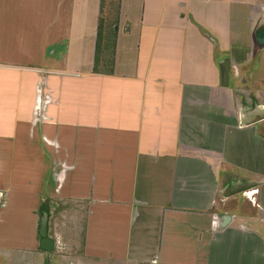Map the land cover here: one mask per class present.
Returning a JSON list of instances; mask_svg holds the SVG:
<instances>
[{
    "label": "crops",
    "instance_id": "1",
    "mask_svg": "<svg viewBox=\"0 0 264 264\" xmlns=\"http://www.w3.org/2000/svg\"><path fill=\"white\" fill-rule=\"evenodd\" d=\"M261 24L264 0H0V253L264 264Z\"/></svg>",
    "mask_w": 264,
    "mask_h": 264
},
{
    "label": "water",
    "instance_id": "2",
    "mask_svg": "<svg viewBox=\"0 0 264 264\" xmlns=\"http://www.w3.org/2000/svg\"><path fill=\"white\" fill-rule=\"evenodd\" d=\"M255 40L257 43L264 45V24H261L256 32H255ZM228 72H229V59H225L223 64L220 66V80H221V86H227L228 81ZM254 113V117L251 118L249 121H244L241 113L239 115V122L240 125H245L249 123H254L256 121L264 119V108L262 105H258L257 109H254L252 111ZM229 220L228 216H220V223L218 224V227L220 225H224L226 221ZM47 214L45 212L42 213V216L39 221V229H38V235H39V248L43 251H50L53 248V241L47 237Z\"/></svg>",
    "mask_w": 264,
    "mask_h": 264
},
{
    "label": "rangeland",
    "instance_id": "3",
    "mask_svg": "<svg viewBox=\"0 0 264 264\" xmlns=\"http://www.w3.org/2000/svg\"><path fill=\"white\" fill-rule=\"evenodd\" d=\"M231 80L229 82L230 83L229 85H231ZM238 90H240V88H238ZM254 128H255V131L258 130V133L260 131H264V127L262 126V124H257L254 126ZM4 253H7V255L6 254L3 255L0 253V264H28L27 257H24L23 255L20 256V253H17L15 251H7ZM44 264H49V263L45 262Z\"/></svg>",
    "mask_w": 264,
    "mask_h": 264
},
{
    "label": "flooded vegetation",
    "instance_id": "4",
    "mask_svg": "<svg viewBox=\"0 0 264 264\" xmlns=\"http://www.w3.org/2000/svg\"><path fill=\"white\" fill-rule=\"evenodd\" d=\"M241 101V107L243 109L247 110V116H245L243 113L241 114L243 120H249L252 117H254V113H251L252 111H254V109H257V106L260 105L259 103H257L253 98H243ZM248 113H250V115H248Z\"/></svg>",
    "mask_w": 264,
    "mask_h": 264
},
{
    "label": "built area",
    "instance_id": "5",
    "mask_svg": "<svg viewBox=\"0 0 264 264\" xmlns=\"http://www.w3.org/2000/svg\"><path fill=\"white\" fill-rule=\"evenodd\" d=\"M254 191H256V190H254ZM249 192H251V191H248V192H245V193L247 194V193H249ZM249 197H250V196H248V198H249Z\"/></svg>",
    "mask_w": 264,
    "mask_h": 264
}]
</instances>
